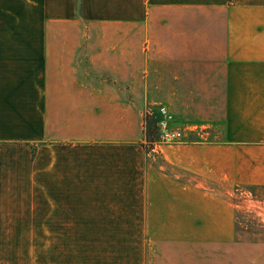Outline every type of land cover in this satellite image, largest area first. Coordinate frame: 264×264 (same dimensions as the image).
Segmentation results:
<instances>
[{"label": "crops", "instance_id": "crops-1", "mask_svg": "<svg viewBox=\"0 0 264 264\" xmlns=\"http://www.w3.org/2000/svg\"><path fill=\"white\" fill-rule=\"evenodd\" d=\"M159 105L181 140L146 145ZM245 186H264V0H0V231H37L51 264L78 241L83 264H219L247 244Z\"/></svg>", "mask_w": 264, "mask_h": 264}, {"label": "rangeland", "instance_id": "rangeland-1", "mask_svg": "<svg viewBox=\"0 0 264 264\" xmlns=\"http://www.w3.org/2000/svg\"><path fill=\"white\" fill-rule=\"evenodd\" d=\"M145 144L156 139V128L148 135ZM187 140H199V135L186 136ZM235 201L236 236L247 240L245 246L237 247L232 257L221 251L219 264H264V186L237 188ZM37 231H0V236L24 237L28 241H0V264H51V241H36ZM131 231H123L127 237ZM234 259V260H233ZM83 264L82 241H78L75 261ZM124 264H130L125 262Z\"/></svg>", "mask_w": 264, "mask_h": 264}, {"label": "built area", "instance_id": "built-area-1", "mask_svg": "<svg viewBox=\"0 0 264 264\" xmlns=\"http://www.w3.org/2000/svg\"><path fill=\"white\" fill-rule=\"evenodd\" d=\"M149 115L156 119V139L154 144H164L180 141V135L176 126L173 125V115L163 105L148 108Z\"/></svg>", "mask_w": 264, "mask_h": 264}, {"label": "trees", "instance_id": "trees-1", "mask_svg": "<svg viewBox=\"0 0 264 264\" xmlns=\"http://www.w3.org/2000/svg\"><path fill=\"white\" fill-rule=\"evenodd\" d=\"M155 122L156 119L154 116L149 115L148 113H144L143 115V125H144V131H145V137L146 140H148V135L153 132L155 129Z\"/></svg>", "mask_w": 264, "mask_h": 264}]
</instances>
